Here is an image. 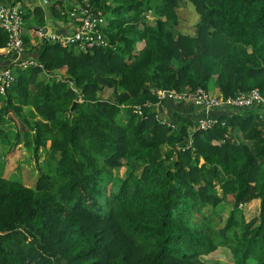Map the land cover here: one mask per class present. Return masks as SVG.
<instances>
[{"label":"trees","instance_id":"trees-1","mask_svg":"<svg viewBox=\"0 0 264 264\" xmlns=\"http://www.w3.org/2000/svg\"><path fill=\"white\" fill-rule=\"evenodd\" d=\"M88 1L45 6L54 17L84 2L110 12L109 44L42 40L0 90L1 141L13 128V149L48 150L32 186L0 175V264H206L220 246L230 264H264V105L220 113L205 130L184 115L168 125L153 108L156 88L264 97V0H188L189 33L176 26L183 0ZM31 35L29 25L24 46ZM6 38L0 26V47ZM105 87L112 96H99Z\"/></svg>","mask_w":264,"mask_h":264},{"label":"built area","instance_id":"built-area-1","mask_svg":"<svg viewBox=\"0 0 264 264\" xmlns=\"http://www.w3.org/2000/svg\"><path fill=\"white\" fill-rule=\"evenodd\" d=\"M25 13L24 5L20 1L0 4V26L7 35L6 42L1 47V51L4 54L16 53L18 56V60L16 63H13V65L11 64V66L4 67L0 66L1 91L13 83L15 79L13 68L15 66L25 67L36 61L33 58L20 57V54L24 50L23 29ZM67 15L76 20V29L68 33L55 30L45 31L37 29V36L41 40L56 41L64 45L70 44L84 49L92 48L94 46L105 47L109 44L102 31V11L100 8L92 7L87 2L75 3L70 9H68ZM69 85H73L71 81H69ZM155 92L159 102L168 99L181 102H191L205 110L244 107L251 108L259 104L264 105V97L260 94L257 88L240 90L235 95L227 96L216 95L202 86L185 90H179L175 87L156 88ZM158 103L156 105H158ZM134 112L142 114L143 109L140 105L136 104L134 106ZM218 116L219 114L199 116L195 120L196 128L202 130L209 128L219 121ZM157 118L166 122L168 125H175L174 122L172 123V121L161 117L158 113Z\"/></svg>","mask_w":264,"mask_h":264},{"label":"rangeland","instance_id":"rangeland-1","mask_svg":"<svg viewBox=\"0 0 264 264\" xmlns=\"http://www.w3.org/2000/svg\"><path fill=\"white\" fill-rule=\"evenodd\" d=\"M2 2H7L8 0H0ZM88 1V0H83ZM89 2V1H88ZM182 4L179 5L180 8L178 11V22H177V29L181 32L189 33L192 31V24L197 20L198 15L193 7V4L188 0L181 1ZM155 3H158V0H155ZM96 7V6H95ZM100 8V7H98ZM102 11V21H101V27L104 28L111 17L112 14L110 12L106 11L104 12L102 8H100ZM146 20L149 21L150 25H152V20L155 19V13L153 9L148 10L145 13ZM33 25L36 24L34 22L26 23V19L24 21V26ZM57 77H61V75L58 73ZM113 88L105 87L102 88V90L98 91L99 96L101 97H110L112 96ZM12 127V126H10ZM11 130V129H10ZM14 131L12 128V133L9 134L6 138H8L6 141H1L0 138V175L7 177V178H14L19 179L25 185L32 186L35 182V179L41 169H47L48 170V163L46 160V153H48V150H46V147L40 146V153L38 154V158H36L33 154L34 150V144L31 140H29V143L24 144L20 143V145L13 149L14 146L12 143H14ZM23 141V140H22ZM49 144V142L47 143ZM13 146V147H12ZM44 149V151H43ZM43 151V152H42ZM41 168V169H39ZM122 166H118L116 168V172H120ZM44 170V171H47ZM227 204V203H226ZM254 204V206H253ZM228 207H226L224 210H219L218 208V214L220 215V220L224 221L229 213V206H231L230 203L227 204ZM256 206L255 202L247 203L243 206V209H250L254 208ZM240 215L245 216L247 218L251 217L253 215V212H247L244 211L243 213L241 211H238ZM240 218L238 214L236 217H234L233 222L237 223L239 222ZM218 251L214 253L215 258L209 259L206 257H201L205 261L206 264H230L232 262L231 256L228 253V247L220 246L218 247Z\"/></svg>","mask_w":264,"mask_h":264},{"label":"crops","instance_id":"crops-1","mask_svg":"<svg viewBox=\"0 0 264 264\" xmlns=\"http://www.w3.org/2000/svg\"><path fill=\"white\" fill-rule=\"evenodd\" d=\"M20 1L25 8V12L28 13L26 16V23H31L34 22L36 25L33 26L40 30H45V31H50V30H55V31H60L63 33H68L76 29V20H74L71 17L65 16V14L62 17H54L51 15V13L48 11L46 8L45 4L48 3V0H16ZM9 2V1H7ZM1 3H5L0 1ZM35 5H41L42 8L44 9V15L43 17H40V15L33 13L32 9L34 8ZM31 10V11H29ZM28 26H24V30L27 29ZM37 33V32H36ZM30 42L27 47L24 46L23 52L20 54V57L22 58H33L37 59L38 53H39V48L41 45V39L35 35L32 37L30 36ZM31 46V47H30ZM0 52H1V47H0ZM18 60V56L16 53L12 54H4L3 57L0 58V66H10L13 63H16ZM213 85H210L212 87ZM214 92H216V87L214 86ZM157 113L172 122H175L178 120V116L184 115L192 120H196L199 116L207 115V114H220L224 112H230L231 109H210V110H205L202 109L201 107H198L191 102H181L177 100H163L158 103V105L153 107ZM48 145V144H47Z\"/></svg>","mask_w":264,"mask_h":264}]
</instances>
